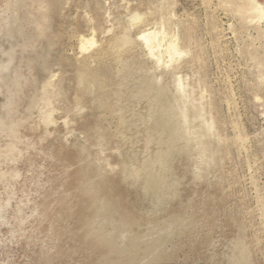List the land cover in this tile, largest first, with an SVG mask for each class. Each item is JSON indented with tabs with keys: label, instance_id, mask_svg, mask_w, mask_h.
<instances>
[{
	"label": "rangeland",
	"instance_id": "obj_1",
	"mask_svg": "<svg viewBox=\"0 0 264 264\" xmlns=\"http://www.w3.org/2000/svg\"><path fill=\"white\" fill-rule=\"evenodd\" d=\"M250 1L0 0V264H264ZM163 148L162 190L149 168Z\"/></svg>",
	"mask_w": 264,
	"mask_h": 264
},
{
	"label": "bare ground",
	"instance_id": "obj_2",
	"mask_svg": "<svg viewBox=\"0 0 264 264\" xmlns=\"http://www.w3.org/2000/svg\"><path fill=\"white\" fill-rule=\"evenodd\" d=\"M249 11H250V14L251 15H253L255 18H257L258 20H264V5L262 4V3H260V2H258V1H256V0H251L250 1V9H249ZM136 15V14H135ZM253 16H252V18H253ZM137 17V16H136ZM251 17V16H250ZM139 18V17H138ZM164 34V33H163ZM163 34L161 35V33H159V32H151V30L150 31H145V32H142V34H141V36H140V38L142 39V40H144V42H146V44H148L149 45V47L153 50V48H157L156 50H159L158 49V47H160L162 44L161 43H159L160 42V36L163 38L162 40L164 41L165 39L167 40V38L166 37H164L163 36ZM84 36V35H83ZM96 40V39H95ZM95 40H94V38H86V37H82V39H81V42H82V47H83V50H85L86 48H87V46H92V45H94L95 44ZM161 40V41H162ZM165 40V41H166ZM126 41H127V39H126ZM121 47V46H120ZM155 50V49H154ZM181 50V49H180ZM179 50V48H178V46H177V44H176V41H174V39H172L171 41H169L168 43H167V47H166V50H165V52H166V54L169 56V58L170 59H173V58H175L176 56H181V54H182V52ZM156 53V52H155ZM165 54V53H164ZM161 57H162V55H160ZM161 57H160V60H162L161 59ZM98 77H99V75H98V73H94V75L92 76V78H90L87 74H85V75H83V79H84V81L86 80V81H89V80H92V82L93 81H95V83H96V81L98 82ZM81 78V79H82ZM82 79V80H83ZM102 81V80H101ZM104 82V81H103ZM178 82V81H177ZM181 82V81H180ZM180 82H179V84H180ZM94 83V84H95ZM182 84V83H181ZM81 85H82V83H81ZM93 86V85H92ZM106 87V86H105ZM179 87V86H178ZM48 88H49V85H47L45 88H44V95H43V97L41 98V103L43 104V106H44V111L45 112H43V110H41V112H43L42 114H43V119H44V121L45 122H52V120H51V115H50V94H49V92H48ZM180 88V87H179ZM50 89V88H49ZM164 90V89H163ZM181 91H182V87H181ZM183 92V91H182ZM138 93V92H137ZM183 94V93H182ZM172 96V95H171ZM154 97V96H153ZM104 98V97H103ZM150 98V97H149ZM152 98V97H151ZM156 101V100H155ZM106 102V101H105ZM104 106V105H103ZM157 106H158V110H157V112H158V114L159 115H165V113H166V111L164 110L163 111V104L162 105H160V106H162V107H160L158 104H157ZM164 107H166V106H164ZM37 108V107H36ZM171 108V107H170ZM43 109V108H42ZM182 109V108H181ZM167 110V109H166ZM169 110V109H168ZM168 110H167V112H168ZM57 112V111H56ZM173 112V111H172ZM54 113V112H53ZM148 114V113H147ZM168 115V114H167ZM184 115H186V114H184L183 113V116ZM187 116V115H186ZM201 116V115H200ZM185 117V116H184ZM161 118V117H160ZM202 118V117H201ZM54 119V118H53ZM186 119V118H185ZM163 120V119H162ZM145 121V120H144ZM185 121V120H184ZM52 124V123H51ZM167 124V123H166ZM187 124V123H186ZM185 126V125H184ZM214 126V125H213ZM164 128V127H163ZM13 127H10V130L11 131H13ZM160 129H162V128H160ZM208 129H209V127H208ZM211 129V128H210ZM209 129V130H210ZM187 130V129H186ZM213 131V130H212ZM158 132V131H157ZM164 132V131H163ZM174 132V131H173ZM209 133V132H208ZM164 134V133H163ZM183 134V133H182ZM193 134V133H192ZM157 135H158V133H157ZM160 135V134H159ZM170 135V134H169ZM175 135V134H174ZM164 136V135H163ZM170 136H172V135H170ZM156 137V136H155ZM159 137V136H158ZM170 138V137H169ZM175 138V137H174ZM149 139V138H148ZM167 139V138H166ZM171 139V138H170ZM157 140V139H156ZM159 140H161V138H159ZM174 140H176V139H174ZM209 140V139H208ZM151 141V140H150ZM154 141V140H153ZM169 141V140H168ZM171 141V140H170ZM198 141V140H197ZM152 142V141H151ZM161 142V141H160ZM160 142H159V145H161L160 144ZM162 142H163V140H162ZM161 142V143H162ZM166 142V141H165ZM148 143H149V141H148ZM171 143V142H170ZM150 144V143H149ZM152 144H155L154 142L152 143ZM159 145H157V146H159ZM167 145H169V144H167ZM151 146V145H150ZM143 147H145V146H143ZM154 147V146H153ZM161 147V146H160ZM164 148H166L165 146H163ZM147 147H145V149H146ZM152 148V147H151ZM158 148V147H157ZM162 149L161 150V152H159V151H157L158 149H156V152H158V153H153V159L151 160V163H150V180L151 181H155L156 183H157V187H158V189L160 188V189H162V188H164V185H165V175L167 174V172L165 173V165H164V162H165V160H166V158H167V152H169L168 151V149L166 150V149ZM168 148V147H167ZM170 148V147H169ZM142 149V148H141ZM174 149V148H173ZM204 149V148H203ZM152 150V149H151ZM160 150V149H159ZM171 150V149H170ZM137 151V150H136ZM144 151V150H143ZM147 151V150H146ZM153 151V150H152ZM203 151V150H202ZM148 152H149V149H148ZM154 152H155V150H154ZM207 152V151H206ZM145 153V152H144ZM172 153V152H171ZM152 154V153H151ZM204 154V153H203ZM141 156H142V154H140ZM175 155V154H174ZM144 156V155H143ZM168 157H170V156H168ZM142 158V157H141ZM205 158V157H204ZM143 159V158H142ZM167 159H169V158H167ZM144 160V159H143ZM146 160H144V162H145ZM147 162V161H146ZM166 163H167V160H166ZM148 164V163H147ZM145 168H147V167H145ZM138 173V172H137ZM136 174V173H135ZM165 174V175H164ZM168 177V176H167ZM166 180H168V179H166ZM152 183V182H151ZM150 186V185H149ZM163 190V189H162ZM165 190V189H164ZM168 190H170V189H168ZM166 193V192H165ZM164 193V194H165ZM164 194H162V196H164ZM166 197H167V195H166ZM162 198V197H161ZM160 198V199H161ZM90 226H91V224L89 225V228H90ZM162 231V230H161ZM167 231V230H166ZM155 234H157V233H155ZM145 236V235H144ZM158 236V235H157ZM161 236V235H160ZM160 236H159V238H160ZM135 238H137L136 236H135ZM143 238V237H142ZM155 238H156V235H155ZM158 238V237H157ZM158 238V239H159Z\"/></svg>",
	"mask_w": 264,
	"mask_h": 264
}]
</instances>
